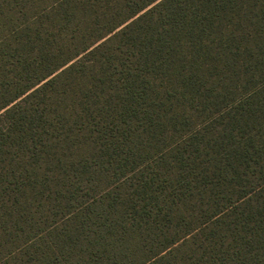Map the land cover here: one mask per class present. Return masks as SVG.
<instances>
[{"label": "trees", "instance_id": "16d2710c", "mask_svg": "<svg viewBox=\"0 0 264 264\" xmlns=\"http://www.w3.org/2000/svg\"><path fill=\"white\" fill-rule=\"evenodd\" d=\"M0 264H264V3L0 0Z\"/></svg>", "mask_w": 264, "mask_h": 264}, {"label": "snow or ice", "instance_id": "6c2138e0", "mask_svg": "<svg viewBox=\"0 0 264 264\" xmlns=\"http://www.w3.org/2000/svg\"><path fill=\"white\" fill-rule=\"evenodd\" d=\"M262 3H264V0H261Z\"/></svg>", "mask_w": 264, "mask_h": 264}]
</instances>
